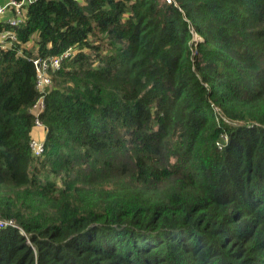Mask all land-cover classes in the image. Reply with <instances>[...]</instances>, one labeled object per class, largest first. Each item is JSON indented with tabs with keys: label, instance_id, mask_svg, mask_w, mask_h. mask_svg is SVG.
Listing matches in <instances>:
<instances>
[{
	"label": "trees",
	"instance_id": "obj_1",
	"mask_svg": "<svg viewBox=\"0 0 264 264\" xmlns=\"http://www.w3.org/2000/svg\"><path fill=\"white\" fill-rule=\"evenodd\" d=\"M12 1L0 264H264V0Z\"/></svg>",
	"mask_w": 264,
	"mask_h": 264
},
{
	"label": "built area",
	"instance_id": "obj_2",
	"mask_svg": "<svg viewBox=\"0 0 264 264\" xmlns=\"http://www.w3.org/2000/svg\"><path fill=\"white\" fill-rule=\"evenodd\" d=\"M14 4H16V15L9 19L10 23L13 25H17L20 21L23 19L22 14V2L18 1H12ZM8 3L6 4H0V14H3L7 10ZM16 39V33L14 31L8 30L4 31L0 34V41L4 42L6 39ZM6 46V43H5ZM70 50L65 51L62 55L57 56H49L48 58H42L39 57L35 59V64L37 67V77H36V87L39 91V97L36 100L35 104L33 105V109L36 110H42L45 106V93L47 91V87L51 85L52 78L50 75V68L58 67L62 61V58L65 56H68L70 54ZM40 125V121L37 123ZM30 145L33 149V151L39 155L44 150V143L39 138H32L30 141ZM8 225H16V222L13 218H2L0 217V230H2L4 227H7Z\"/></svg>",
	"mask_w": 264,
	"mask_h": 264
},
{
	"label": "rangeland",
	"instance_id": "obj_3",
	"mask_svg": "<svg viewBox=\"0 0 264 264\" xmlns=\"http://www.w3.org/2000/svg\"><path fill=\"white\" fill-rule=\"evenodd\" d=\"M0 4H3V3H0ZM15 13V12H14ZM14 13H9V11L6 13V14H4V15H6V18H11V17H13V15H14ZM22 14L24 15V11H23V9H22ZM39 136L38 137H41L42 135H43V131L41 130L40 132H39V134H38Z\"/></svg>",
	"mask_w": 264,
	"mask_h": 264
}]
</instances>
